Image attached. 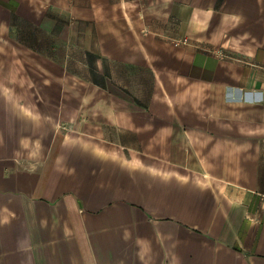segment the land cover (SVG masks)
Returning a JSON list of instances; mask_svg holds the SVG:
<instances>
[{
  "label": "crops",
  "instance_id": "crops-1",
  "mask_svg": "<svg viewBox=\"0 0 264 264\" xmlns=\"http://www.w3.org/2000/svg\"><path fill=\"white\" fill-rule=\"evenodd\" d=\"M0 264H264V0H0Z\"/></svg>",
  "mask_w": 264,
  "mask_h": 264
},
{
  "label": "built area",
  "instance_id": "built-area-1",
  "mask_svg": "<svg viewBox=\"0 0 264 264\" xmlns=\"http://www.w3.org/2000/svg\"><path fill=\"white\" fill-rule=\"evenodd\" d=\"M185 42H186V40L183 41V43H185Z\"/></svg>",
  "mask_w": 264,
  "mask_h": 264
}]
</instances>
